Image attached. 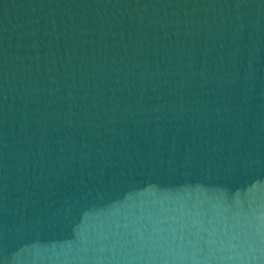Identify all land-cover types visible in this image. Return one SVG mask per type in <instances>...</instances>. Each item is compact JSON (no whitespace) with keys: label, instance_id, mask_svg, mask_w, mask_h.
I'll use <instances>...</instances> for the list:
<instances>
[{"label":"water","instance_id":"95a60500","mask_svg":"<svg viewBox=\"0 0 264 264\" xmlns=\"http://www.w3.org/2000/svg\"><path fill=\"white\" fill-rule=\"evenodd\" d=\"M0 264H264V0H0Z\"/></svg>","mask_w":264,"mask_h":264}]
</instances>
